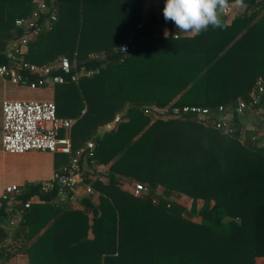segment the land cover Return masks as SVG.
I'll return each mask as SVG.
<instances>
[{
	"label": "trees",
	"instance_id": "trees-1",
	"mask_svg": "<svg viewBox=\"0 0 264 264\" xmlns=\"http://www.w3.org/2000/svg\"><path fill=\"white\" fill-rule=\"evenodd\" d=\"M33 1L0 0V52L25 34L11 31L5 8L28 4L36 9L44 1L57 10L54 52L19 56L16 62L41 65L63 54L70 63L76 59L71 73L81 67L99 70L53 87L56 116L75 119L72 148L114 114L122 112L125 119L96 138L93 148V165H108L109 181L91 185L111 193L110 202L103 199L92 207L89 222L86 212L55 209L53 192L44 191L45 203L30 204L11 231L30 240L27 264H253L255 257H263L264 143L251 136H256L259 117L264 121V103L261 113L250 109L235 115L229 133L195 115L151 120L143 110L230 109L246 101L253 82L264 77V0H228L245 10L220 15L219 27L210 25L183 39V31L164 19L166 0ZM156 3L158 10L148 9ZM224 17H234L229 26ZM123 42L129 51L119 62ZM88 51H102L105 59L88 60ZM0 63L12 67L5 52ZM248 122L256 124L253 130ZM116 177L181 192L191 199L190 206H165L156 197L153 204L152 194L134 198L121 192L119 198ZM103 203L111 205L102 209ZM6 233L0 225V240Z\"/></svg>",
	"mask_w": 264,
	"mask_h": 264
},
{
	"label": "crops",
	"instance_id": "crops-1",
	"mask_svg": "<svg viewBox=\"0 0 264 264\" xmlns=\"http://www.w3.org/2000/svg\"><path fill=\"white\" fill-rule=\"evenodd\" d=\"M36 1V0H34ZM33 1V2H34ZM45 3L44 1H42ZM46 4V3H45ZM232 7L233 16H237L239 13L243 12L245 9L243 6H240L238 3H229ZM48 8L46 11L41 12L46 14V17L52 13L56 17V21L49 25L43 18L41 24V33L37 37H30L28 44L26 46L25 52L21 55V57L30 58L33 54H52L55 49V36L58 35V28L57 26V10L55 7H51L49 4H47ZM32 6H29L28 4H20V5H14L9 6L5 8L4 10V18L5 22L11 23L14 21V19L18 17H28L30 12L32 11ZM34 8V7H33ZM32 8V9H33ZM49 9H52V11H48ZM54 9V10H53ZM31 10V11H30ZM224 25L229 26L233 20L234 17H224ZM59 23V22H58ZM50 26V29H47V27ZM14 26L11 27V31H16L20 29H15ZM21 31V30H20ZM25 34H28L26 31ZM193 35L190 32H182L179 36V38H192ZM76 37V35H75ZM74 38V37H73ZM123 45H126L128 50L127 51H121V47ZM7 47L3 49L0 53H4L5 55L9 52L10 44L6 45ZM129 51L128 43L123 42L121 43L119 47L117 57L118 61L121 62L123 58L127 55V52ZM27 56V57H26ZM26 57V58H25ZM66 58L63 54H59V56L56 57V59L51 60L55 61L59 58ZM86 57L88 60H94L95 62H102L105 59L104 52H93L88 51L86 53ZM67 59V58H66ZM68 60V59H67ZM69 61V60H68ZM28 63L33 64L32 62L27 61ZM46 62V64L50 63ZM70 63V62H69ZM3 64V63H2ZM45 64V63H42ZM41 64V65H42ZM75 64H77L76 59L72 60V63H70L71 67L75 68ZM5 65V64H4ZM37 65V64H35ZM73 73L75 72L77 74V79L75 82L78 81L80 77H86L84 76V72L91 71L93 72L90 76H93L98 73V67L93 68H84L81 67L80 69H73ZM27 80L31 81L35 79V75L22 73ZM89 77V76H88ZM69 81V80H66ZM254 84V82H253ZM17 86L11 85L6 79H3L0 77V137H1V105L3 101L6 100H24V99H15V93L13 90ZM53 86H48L45 88L51 89V99L49 101L53 102L54 100V93H53ZM23 90H36V89H29L27 87H20ZM42 89V88H39ZM253 89V85L251 88V91ZM26 101H37V100H26ZM45 101V100H42ZM54 103V102H53ZM169 105V104H168ZM167 105V106H168ZM171 107H156L152 106L149 107L148 110H143L144 114H149L151 120L161 119H173L174 117L165 116L163 113L164 109H169ZM84 111V110H83ZM81 111V114L83 113ZM65 118V117H60ZM75 120L71 117L66 118ZM124 116L122 112L116 113L113 115L112 119L109 122H106L103 126L98 127L94 134L91 135V138H89L87 141L83 142L80 146H77L75 149L71 148L72 150H76L81 147H85L87 142H92L93 145L95 144V140L98 137H101L104 133L110 132L114 130V128L119 124L120 122L124 121ZM260 119V117H259ZM117 120L118 122L114 123V121ZM254 123H257V120L255 121L252 119ZM110 124L112 125V128L107 130L105 129V125ZM71 130V129H70ZM70 141V131L68 133ZM94 148V147H93ZM94 151V150H93ZM93 151L91 157L82 156V158L79 160V180L76 183L75 189L72 193L65 192L64 194H61L58 192V186L55 184L52 180V176L54 173L61 172L64 168H67L70 163V157L68 155L63 154H51L47 152H39V151H28L23 154L13 155V154H7L1 150L0 147V195L2 193V190L7 185H16L19 188V194H16L14 196V199H10L7 203H1L0 205V212L4 214V217H0V225L2 228L7 231L6 236L0 240V250L4 253L0 255V264H27V255H26V247L30 243V240L26 242L24 236H13V231L17 225L20 223V221H23L24 213L26 212L24 209L21 211L19 215H16V212L19 210H22L23 203L30 204H44L45 200L43 199V192H53L51 196V205L55 209H59L61 211H78L83 212L87 214L88 220L90 222V219L93 215V209L92 207H98L99 201L105 199V202L109 201V196L111 193H105L103 191H100L98 189H95L92 187L91 183H99L101 185H107L108 179H107V167L108 165H93ZM88 161V162H87ZM89 163V165H87ZM90 165H93L90 167ZM134 183H140L144 185L147 188V193L140 196H134L131 192V187ZM115 185L120 190L119 194L117 196L119 198H122V193H125L131 197L134 198H149L150 194L153 195L154 200L153 204L158 203L157 200L161 199L165 206L169 202H172L176 205H179L180 207L187 208L190 206L191 199L186 196L185 194L171 190L170 192H165L163 187L160 185H156L153 189L148 187L146 184L136 181L132 178H123V177H116L115 178ZM85 186H88L92 193L86 194L84 191ZM156 197V199H155ZM156 201V202H155ZM185 202L186 204H183ZM103 208L110 206L111 204L103 203ZM40 212L45 213V210H41ZM12 218L15 220V224L10 226L8 225L9 219ZM87 238H91V233L87 232ZM8 257L7 260H3L4 257ZM253 264H264V256L263 257H255Z\"/></svg>",
	"mask_w": 264,
	"mask_h": 264
},
{
	"label": "built area",
	"instance_id": "built-area-1",
	"mask_svg": "<svg viewBox=\"0 0 264 264\" xmlns=\"http://www.w3.org/2000/svg\"><path fill=\"white\" fill-rule=\"evenodd\" d=\"M47 8V4L40 2L28 17H18L13 21L15 28L23 29L28 33L10 43V49L6 57L12 63V67L0 63V77L6 79L13 86L39 89L62 84L67 78L71 82H75L77 79V74L70 72L71 65L69 61L63 57L42 65L24 61L16 62L17 57L25 52L29 38L40 35L41 24H38V21L44 18L49 25L56 21V17L52 13L47 17H41L40 13L46 11ZM231 11L232 7L228 4V7L220 15H227ZM47 29H50V26ZM173 36L176 37L175 31ZM127 50L126 45L121 47V51ZM22 73L32 74L36 77L34 80L29 81ZM92 73L86 71L84 76L88 77ZM262 102L264 103V77H259L255 80L248 99L238 101L233 108L228 109L218 106L216 109L208 110L207 108L184 105L164 109L163 113L165 116L174 118L187 114L195 115L198 119L209 122L213 128L229 133L233 130L231 120L235 115L241 117L245 111L250 109H255L253 113H261ZM116 122L118 121L115 120L114 123ZM73 123L74 120L57 117L55 105L51 101H3L1 105V150L13 155L28 151L68 155L70 157L69 166L61 172L54 173L52 180L57 184L59 193H72L79 180V160L82 156L91 157L94 147L92 142H87L85 147L72 150L68 133ZM255 125L248 122V129L253 130ZM104 128L109 130L112 125L106 124ZM256 131V136H251V140L260 137V140L264 143V121L261 118ZM84 191L86 194L92 193L88 186H85ZM19 192L16 185L5 186L0 195V205L14 199V196ZM131 192L134 196H140L147 193V188L140 183H134ZM28 207V203H23L22 210H18L16 215H19L21 211ZM14 224L15 220L10 218L8 225L12 226Z\"/></svg>",
	"mask_w": 264,
	"mask_h": 264
},
{
	"label": "clouds",
	"instance_id": "clouds-1",
	"mask_svg": "<svg viewBox=\"0 0 264 264\" xmlns=\"http://www.w3.org/2000/svg\"><path fill=\"white\" fill-rule=\"evenodd\" d=\"M227 7L228 0H166L163 16L179 31L198 35L210 25L219 27L220 13Z\"/></svg>",
	"mask_w": 264,
	"mask_h": 264
},
{
	"label": "rangeland",
	"instance_id": "rangeland-1",
	"mask_svg": "<svg viewBox=\"0 0 264 264\" xmlns=\"http://www.w3.org/2000/svg\"><path fill=\"white\" fill-rule=\"evenodd\" d=\"M158 6L159 4L156 3L155 6H151L148 9L158 10ZM80 45L87 46V45H84V43H80ZM50 91H51L50 88H42V89H36V90H23L20 87H16L13 90V92L15 93V97H14L15 99L37 100V101H42V100L49 101L51 99ZM183 204H186V203L183 202Z\"/></svg>",
	"mask_w": 264,
	"mask_h": 264
}]
</instances>
